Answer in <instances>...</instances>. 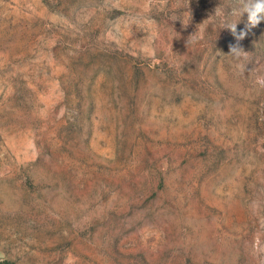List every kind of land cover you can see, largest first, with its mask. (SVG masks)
<instances>
[{"label":"rangeland","instance_id":"obj_1","mask_svg":"<svg viewBox=\"0 0 264 264\" xmlns=\"http://www.w3.org/2000/svg\"><path fill=\"white\" fill-rule=\"evenodd\" d=\"M239 5L0 0V264H264V21L237 40Z\"/></svg>","mask_w":264,"mask_h":264},{"label":"clouds","instance_id":"obj_2","mask_svg":"<svg viewBox=\"0 0 264 264\" xmlns=\"http://www.w3.org/2000/svg\"><path fill=\"white\" fill-rule=\"evenodd\" d=\"M220 15L221 13H217ZM239 18L244 14L247 15L245 28L237 33V21L235 23H225L223 27L228 28L237 40H242L251 29L257 27L264 21V0H240L239 8L233 13ZM243 50L238 45H230L228 55L239 58ZM258 83L264 84V77L258 78Z\"/></svg>","mask_w":264,"mask_h":264}]
</instances>
